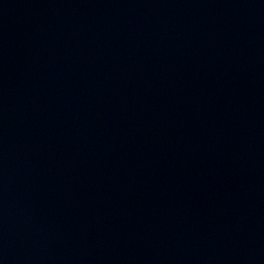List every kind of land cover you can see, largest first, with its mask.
<instances>
[{
    "label": "water",
    "instance_id": "1",
    "mask_svg": "<svg viewBox=\"0 0 264 264\" xmlns=\"http://www.w3.org/2000/svg\"><path fill=\"white\" fill-rule=\"evenodd\" d=\"M0 264H264V0H0Z\"/></svg>",
    "mask_w": 264,
    "mask_h": 264
}]
</instances>
